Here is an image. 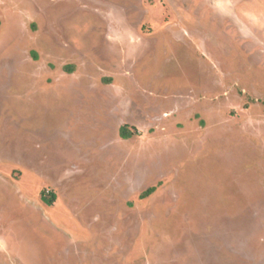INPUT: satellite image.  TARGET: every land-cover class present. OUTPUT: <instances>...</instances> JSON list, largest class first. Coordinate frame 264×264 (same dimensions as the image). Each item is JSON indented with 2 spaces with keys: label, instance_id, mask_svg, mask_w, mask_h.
<instances>
[{
  "label": "rangeland",
  "instance_id": "rangeland-1",
  "mask_svg": "<svg viewBox=\"0 0 264 264\" xmlns=\"http://www.w3.org/2000/svg\"><path fill=\"white\" fill-rule=\"evenodd\" d=\"M0 264H264V0H0Z\"/></svg>",
  "mask_w": 264,
  "mask_h": 264
},
{
  "label": "trees",
  "instance_id": "trees-1",
  "mask_svg": "<svg viewBox=\"0 0 264 264\" xmlns=\"http://www.w3.org/2000/svg\"><path fill=\"white\" fill-rule=\"evenodd\" d=\"M120 135L121 137L125 138V139H129L133 136V131L130 130L129 126L127 124L123 125L120 129ZM154 187L149 188L147 191H145L144 193H142L141 196H147L148 194H150L151 192H153ZM44 200H46L48 203H52L53 200L52 199H47L45 198Z\"/></svg>",
  "mask_w": 264,
  "mask_h": 264
}]
</instances>
